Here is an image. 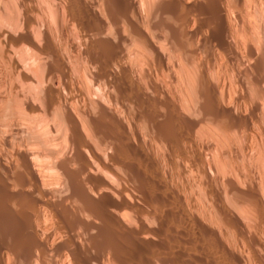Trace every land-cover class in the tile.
<instances>
[{"label":"bare ground","instance_id":"obj_1","mask_svg":"<svg viewBox=\"0 0 264 264\" xmlns=\"http://www.w3.org/2000/svg\"><path fill=\"white\" fill-rule=\"evenodd\" d=\"M0 264H264V0H0Z\"/></svg>","mask_w":264,"mask_h":264},{"label":"rangeland","instance_id":"obj_2","mask_svg":"<svg viewBox=\"0 0 264 264\" xmlns=\"http://www.w3.org/2000/svg\"><path fill=\"white\" fill-rule=\"evenodd\" d=\"M141 194H139L140 197H144V196H147L146 194H142V192H140Z\"/></svg>","mask_w":264,"mask_h":264}]
</instances>
